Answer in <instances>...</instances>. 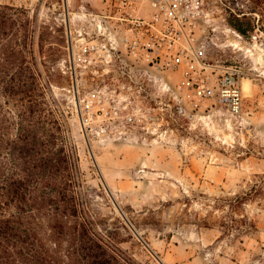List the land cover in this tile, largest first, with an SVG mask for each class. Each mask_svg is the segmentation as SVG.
<instances>
[{
  "label": "rangeland",
  "instance_id": "rangeland-1",
  "mask_svg": "<svg viewBox=\"0 0 264 264\" xmlns=\"http://www.w3.org/2000/svg\"><path fill=\"white\" fill-rule=\"evenodd\" d=\"M108 1L68 0L67 15L65 0H0V61L12 46L20 52L67 129L78 181L70 231L74 219L86 222L131 264H264V64L252 54L264 45V0H202L207 12L196 31L208 61L235 65L249 80L243 120L196 107L177 89L180 71L142 66L119 79L142 106L128 110L134 123L101 114L88 92L103 77L70 57L67 17L81 28L85 13L106 12ZM37 214L53 245L48 212ZM71 245L72 236L61 239L63 259L80 264L76 253L65 256Z\"/></svg>",
  "mask_w": 264,
  "mask_h": 264
},
{
  "label": "trees",
  "instance_id": "trees-1",
  "mask_svg": "<svg viewBox=\"0 0 264 264\" xmlns=\"http://www.w3.org/2000/svg\"><path fill=\"white\" fill-rule=\"evenodd\" d=\"M4 22L0 19L1 34ZM9 50L0 61L7 106L0 103V264H67L60 247L68 235L73 245L67 259L72 252L80 264H131L86 222L74 219L70 231L69 218L78 213V181L61 111L47 99L35 68L18 57L15 47ZM42 210L57 235L54 246L38 227L37 213Z\"/></svg>",
  "mask_w": 264,
  "mask_h": 264
},
{
  "label": "built area",
  "instance_id": "built-area-1",
  "mask_svg": "<svg viewBox=\"0 0 264 264\" xmlns=\"http://www.w3.org/2000/svg\"><path fill=\"white\" fill-rule=\"evenodd\" d=\"M107 4L106 12L85 13L87 22L81 28H75L72 17H67L73 64L83 62L103 77L88 92L102 115L121 123L135 122V114L128 110L142 106L134 103L125 92L127 82L119 79L132 78L143 66L157 72L180 71L177 89L189 91L196 107L219 106L237 120L245 118L241 70L208 61L205 43L197 35L199 21L205 20L207 12L202 0H109ZM63 10L61 14L71 13L68 0ZM177 107L185 114L181 102Z\"/></svg>",
  "mask_w": 264,
  "mask_h": 264
},
{
  "label": "bare ground",
  "instance_id": "bare-ground-1",
  "mask_svg": "<svg viewBox=\"0 0 264 264\" xmlns=\"http://www.w3.org/2000/svg\"><path fill=\"white\" fill-rule=\"evenodd\" d=\"M235 43H238V41L235 40L234 44ZM255 48H256V52H252V54L256 53L255 57H256L257 63L264 64V47L256 44ZM242 85H243V90H246V91L249 90V80L248 79H244L242 82Z\"/></svg>",
  "mask_w": 264,
  "mask_h": 264
},
{
  "label": "water",
  "instance_id": "water-1",
  "mask_svg": "<svg viewBox=\"0 0 264 264\" xmlns=\"http://www.w3.org/2000/svg\"><path fill=\"white\" fill-rule=\"evenodd\" d=\"M263 47H264V45H263Z\"/></svg>",
  "mask_w": 264,
  "mask_h": 264
}]
</instances>
